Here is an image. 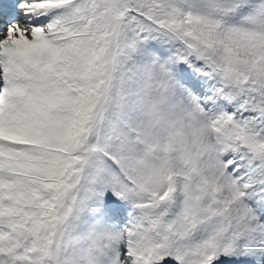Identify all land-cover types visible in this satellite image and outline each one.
Segmentation results:
<instances>
[{
	"label": "snow or ice",
	"instance_id": "snow-or-ice-1",
	"mask_svg": "<svg viewBox=\"0 0 264 264\" xmlns=\"http://www.w3.org/2000/svg\"><path fill=\"white\" fill-rule=\"evenodd\" d=\"M0 264H264V0H0Z\"/></svg>",
	"mask_w": 264,
	"mask_h": 264
}]
</instances>
